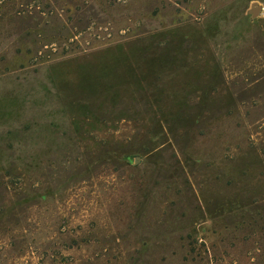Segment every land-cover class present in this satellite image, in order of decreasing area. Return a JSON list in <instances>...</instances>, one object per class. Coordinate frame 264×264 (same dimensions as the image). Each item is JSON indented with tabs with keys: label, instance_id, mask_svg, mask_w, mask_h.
<instances>
[{
	"label": "rangeland",
	"instance_id": "374dc122",
	"mask_svg": "<svg viewBox=\"0 0 264 264\" xmlns=\"http://www.w3.org/2000/svg\"><path fill=\"white\" fill-rule=\"evenodd\" d=\"M0 264H264V0H0Z\"/></svg>",
	"mask_w": 264,
	"mask_h": 264
},
{
	"label": "water",
	"instance_id": "95a60500",
	"mask_svg": "<svg viewBox=\"0 0 264 264\" xmlns=\"http://www.w3.org/2000/svg\"><path fill=\"white\" fill-rule=\"evenodd\" d=\"M262 10V7L260 5H257L253 10V17H257Z\"/></svg>",
	"mask_w": 264,
	"mask_h": 264
}]
</instances>
